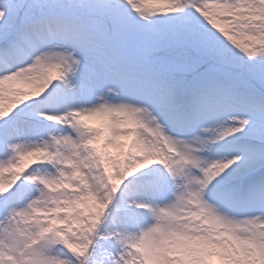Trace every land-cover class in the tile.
Wrapping results in <instances>:
<instances>
[{
	"label": "snow or ice",
	"instance_id": "snow-or-ice-1",
	"mask_svg": "<svg viewBox=\"0 0 264 264\" xmlns=\"http://www.w3.org/2000/svg\"><path fill=\"white\" fill-rule=\"evenodd\" d=\"M0 264H264V0H0Z\"/></svg>",
	"mask_w": 264,
	"mask_h": 264
},
{
	"label": "rangeland",
	"instance_id": "rangeland-1",
	"mask_svg": "<svg viewBox=\"0 0 264 264\" xmlns=\"http://www.w3.org/2000/svg\"><path fill=\"white\" fill-rule=\"evenodd\" d=\"M96 123H99V121H97ZM115 151V150H114Z\"/></svg>",
	"mask_w": 264,
	"mask_h": 264
}]
</instances>
